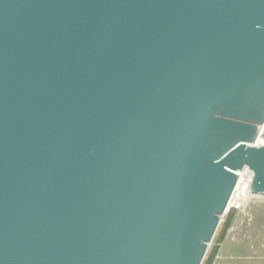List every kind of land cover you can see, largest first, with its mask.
I'll return each instance as SVG.
<instances>
[{
	"label": "water",
	"instance_id": "water-1",
	"mask_svg": "<svg viewBox=\"0 0 264 264\" xmlns=\"http://www.w3.org/2000/svg\"><path fill=\"white\" fill-rule=\"evenodd\" d=\"M263 123L264 0H0V264H203Z\"/></svg>",
	"mask_w": 264,
	"mask_h": 264
},
{
	"label": "rangeland",
	"instance_id": "rangeland-1",
	"mask_svg": "<svg viewBox=\"0 0 264 264\" xmlns=\"http://www.w3.org/2000/svg\"><path fill=\"white\" fill-rule=\"evenodd\" d=\"M239 191L245 195L246 186L242 184ZM244 199L232 200L231 205L235 207L231 206L224 215L203 264L216 245H219V250L213 264H264V198L250 195ZM231 213L230 228L224 240L219 242L227 216Z\"/></svg>",
	"mask_w": 264,
	"mask_h": 264
},
{
	"label": "trees",
	"instance_id": "trees-1",
	"mask_svg": "<svg viewBox=\"0 0 264 264\" xmlns=\"http://www.w3.org/2000/svg\"><path fill=\"white\" fill-rule=\"evenodd\" d=\"M232 220H233V214H229L227 216V219H226V222L224 224V228L222 230V233L220 235V239H219V242H222L230 228V225L232 223ZM218 250H219V245H216L211 253V255L209 256L208 260L206 261V264H213L214 260H215V257L218 253Z\"/></svg>",
	"mask_w": 264,
	"mask_h": 264
},
{
	"label": "bare ground",
	"instance_id": "bare-ground-1",
	"mask_svg": "<svg viewBox=\"0 0 264 264\" xmlns=\"http://www.w3.org/2000/svg\"><path fill=\"white\" fill-rule=\"evenodd\" d=\"M264 127V123L261 125V131H262V128ZM263 142V140H258L257 141V143H262ZM244 174L243 173H241V178H240V183H239V185H238V188H237V190H236V192L234 193V195H233V197H232V199H231V201H230V205H229V208L231 207V206H233V205H231V202H232V200L234 199V198H248V196H250V195H252V192H251V194L249 193V191H250V187H249V182L246 180V179H244ZM242 184H244L245 186H246V189H247V193L245 194V195H243V194H241V191H239V189H240V187L242 186ZM252 196H254V195H252ZM244 199V200H245ZM233 207H235V206H233ZM229 210V209H228Z\"/></svg>",
	"mask_w": 264,
	"mask_h": 264
},
{
	"label": "built area",
	"instance_id": "built-area-1",
	"mask_svg": "<svg viewBox=\"0 0 264 264\" xmlns=\"http://www.w3.org/2000/svg\"><path fill=\"white\" fill-rule=\"evenodd\" d=\"M263 135H264V129H263V131H262V133L258 139V140H260V139L263 140V142L257 143V144H259V145L264 144V136ZM241 173L244 174V176H243L244 179H246L249 182V187H250L249 193L251 194V183H252V179H253V173L249 169L246 168L242 172H240V178H241ZM240 178H239V183L241 182ZM239 183H238V185H239ZM238 185H237V188H238ZM237 188H236V190H237ZM236 190H235V192H236ZM261 198H264V196H261Z\"/></svg>",
	"mask_w": 264,
	"mask_h": 264
}]
</instances>
